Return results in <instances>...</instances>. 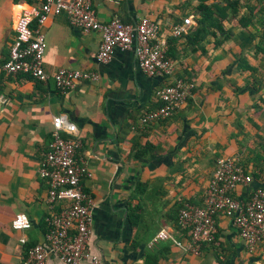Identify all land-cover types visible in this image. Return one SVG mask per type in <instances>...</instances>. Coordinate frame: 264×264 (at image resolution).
<instances>
[{
  "label": "crops",
  "instance_id": "0c3cea01",
  "mask_svg": "<svg viewBox=\"0 0 264 264\" xmlns=\"http://www.w3.org/2000/svg\"><path fill=\"white\" fill-rule=\"evenodd\" d=\"M92 1L102 22L156 20L159 40L168 39L177 16L182 22L184 0ZM242 1L254 6L255 24L226 22L236 30L234 38L209 59L183 53L171 76L146 73L134 50L117 48L109 60H100V31L71 24L66 10L51 14L42 26L46 70L95 71L100 78L64 91L52 79L3 70L26 3L0 0V264H25L28 246L46 242L48 218L63 205L52 206L49 180L40 173L56 115L76 124L83 141L77 156L90 175L82 184L95 200L89 249L100 264H264V237L250 250L224 215L217 216V243L204 244L198 253L169 239L150 246L162 229L186 237L177 226L179 205L204 203L220 156L251 161L253 178L237 187L236 198L248 200L263 185L251 171L263 164L264 77L251 80L245 65H264V49H259L264 0ZM249 14L241 7L240 16ZM241 30H254L256 37ZM185 77L195 87L183 107L169 119L142 124L141 116L161 104L157 91ZM19 213L29 216L30 228L12 227ZM46 264L66 263L53 255ZM80 264L94 263L87 258Z\"/></svg>",
  "mask_w": 264,
  "mask_h": 264
},
{
  "label": "built area",
  "instance_id": "2783aa9c",
  "mask_svg": "<svg viewBox=\"0 0 264 264\" xmlns=\"http://www.w3.org/2000/svg\"><path fill=\"white\" fill-rule=\"evenodd\" d=\"M26 4L15 28L16 37L11 44L9 57L3 65L8 74H26L39 81L54 80L58 88L71 90L78 82H97L95 71L61 68L49 73L44 65L47 48L42 26L53 13L66 10L70 23L85 32L100 31L102 41L99 58L107 61L115 49L134 50L142 70L149 75H174L177 62L166 56L167 40H159L160 25L149 17H141L133 24L120 18L102 22L92 0H43L39 5ZM194 23L192 17L172 27L174 36H181ZM195 87L194 82L178 79L157 91L161 104L141 116V123L171 118L186 103ZM83 141L76 124L64 115L53 117V129L49 148L41 161L40 173L49 180V200L53 206L58 201L66 204L48 218L49 230L46 242L31 246L24 259L25 264H46L50 256H56L66 264H80L90 258L100 264L99 255L92 253L89 242L92 235V208L95 200L83 184L82 178L90 175L86 162L77 153ZM238 156H220L202 205H186L179 214L180 228L188 230L186 237L178 238L167 229L160 230L151 240L155 246L161 240H172L185 252L198 253L204 244L217 243V216L232 219L248 248L254 250L264 237V187L257 188L248 200L236 198L232 193L239 185H248L252 175L238 165ZM16 230L31 227L25 213H19L12 221Z\"/></svg>",
  "mask_w": 264,
  "mask_h": 264
},
{
  "label": "trees",
  "instance_id": "16d2710c",
  "mask_svg": "<svg viewBox=\"0 0 264 264\" xmlns=\"http://www.w3.org/2000/svg\"><path fill=\"white\" fill-rule=\"evenodd\" d=\"M40 0H29L30 4H36ZM43 1V0H42ZM41 1V2H42ZM261 1L262 0H256ZM36 2V3H35ZM183 5V17L184 18L192 17L194 19V23L191 24L187 31L183 33L181 36H174L173 31L169 35L167 42L169 44V49L167 51L166 56L172 58L175 61L180 59V56L183 53L187 52L188 55L198 54L200 57L209 59L212 57L213 52L218 48H223L224 43L236 35V30H232L231 28L226 27V22L233 25H241L244 27H248L249 23L255 24L254 17L256 15V11L252 4H248L242 0H184L182 2ZM179 7V6H178ZM241 7H245L251 14L240 16ZM180 17L177 16V21L179 22ZM178 22H175L178 23ZM172 30V28L170 29ZM245 36H249L250 38L256 37V32L254 30H241ZM261 41L259 45V49H264V30L260 34ZM187 46V51L183 50V47ZM264 65L254 66L251 64H246L245 69L250 73V79L257 81H261L262 77H264ZM187 81H192V79L186 78ZM247 82H249L247 80ZM253 82V81H251ZM253 82V83H255ZM239 89V86L236 87ZM237 89V90H238ZM236 90V89H234ZM260 160L263 164L257 166V168L253 167L251 173L260 181L263 185L260 187H264V148H263V156H260ZM251 161H243L239 160L238 165L241 170L245 173H248V168H250ZM253 178V177H252ZM259 188V187H258ZM256 190V189H255ZM255 190H252L248 196H252ZM235 192V191H234ZM234 192L232 195L235 197ZM63 205L61 208L57 210L54 209L55 212H59L65 206V201H58ZM57 203V202H56ZM55 203V204H56ZM185 202H182L179 205V209L185 208ZM177 226L179 230L183 231V234L187 235L188 230H184L180 228L178 224L177 218ZM138 243V240H133V245L135 246ZM36 244L29 245L28 249L31 246Z\"/></svg>",
  "mask_w": 264,
  "mask_h": 264
}]
</instances>
